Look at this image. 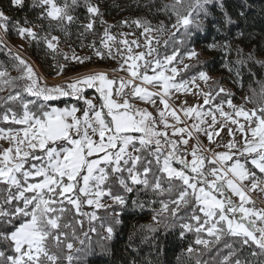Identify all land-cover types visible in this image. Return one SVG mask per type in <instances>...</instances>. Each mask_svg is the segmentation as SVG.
I'll use <instances>...</instances> for the list:
<instances>
[{"label":"snow or ice","instance_id":"snow-or-ice-1","mask_svg":"<svg viewBox=\"0 0 264 264\" xmlns=\"http://www.w3.org/2000/svg\"><path fill=\"white\" fill-rule=\"evenodd\" d=\"M81 4L89 21L82 27L92 31L94 18L101 15L92 0H0V50L8 57L0 61V93L7 92L0 96V124L8 125L0 127V141L8 145H0V264H79L81 257L72 253L92 250L90 233H97V223L107 234L103 239L111 241L129 207L151 210V223L140 225V231L179 228L181 240L195 234L177 256L178 264H264V208L250 195L264 196V78L250 67L264 70V58L258 59L254 51L245 55L229 36L205 46L223 54L221 67L241 88L242 69L248 68L252 95L246 94L244 101L257 106L247 109L245 103L233 102L234 94L220 80L209 84L208 61H201L202 52L195 47L194 36L204 31L212 15L210 6L223 12L224 25L234 23L225 0L162 3L156 11L170 25L163 20L155 26L144 19L132 22L143 30V46L138 39L120 40L123 48L110 45L116 38L106 27L101 44L107 58L117 60L115 69L89 67L91 57L60 48L56 33L70 37ZM11 33L53 61L47 74L20 54L23 43L13 51ZM241 36L237 32L234 39ZM133 45L148 50L135 52ZM89 47L105 59L95 42ZM233 54L236 59L229 60ZM79 67L86 71H74ZM110 71L128 76L110 78ZM49 75L59 82L50 84ZM87 89L98 96L90 97ZM177 93L202 96L203 105L220 100L205 110L180 100ZM62 98L77 103L54 106ZM231 125L245 133L242 147L235 139L223 142L222 130L235 135ZM201 135L227 151L205 146ZM101 209L103 215L98 214Z\"/></svg>","mask_w":264,"mask_h":264},{"label":"trees","instance_id":"trees-1","mask_svg":"<svg viewBox=\"0 0 264 264\" xmlns=\"http://www.w3.org/2000/svg\"><path fill=\"white\" fill-rule=\"evenodd\" d=\"M119 1H123V5L120 7L127 6L129 9L134 7L138 12L147 13L146 15L153 21H162L167 18L164 14L156 11V8L160 7L166 0H115L113 3L115 4ZM109 7L108 5L107 8ZM225 8L234 23L224 25L223 12L217 7L210 6L212 15L205 21L206 27L204 31L198 32L194 36L195 47L205 46L212 43L213 40L219 41L224 36H229L233 38V46L235 47L238 44L243 49L245 55L254 51L258 59L264 58V0H225ZM105 10V8L102 9L103 14ZM241 10L244 11V16H240ZM75 15L77 16V22L71 26L70 37L74 34L77 26H79V29L82 28L79 25V18H84L88 13L81 4L80 7L75 9ZM29 18L34 19V16L29 15ZM218 27L221 28L220 32L217 31ZM237 32L243 33V36L239 40L234 39ZM17 37L14 33H11L8 38L15 39ZM30 48L33 49L34 46ZM32 49L28 53L29 56L34 58L47 74L49 71L46 70L45 64L41 62L40 56L35 54ZM161 50L164 51V45L161 47ZM168 52L171 54V49H168ZM7 59L5 50H0V61H6ZM228 59L234 61L236 59L235 54L229 56ZM201 61H208L209 68L213 72H217L223 63V59L219 54L213 55L212 57L208 56ZM250 67L264 78V70H261L255 64H251ZM196 70L194 68L193 72ZM242 71L244 72L243 87L246 88L245 91L249 94L251 77L248 75L247 67L243 68ZM181 75L186 74L181 73ZM176 79L179 80L180 76H177ZM252 87H255L259 91V87L255 83L252 84ZM6 95L7 92L0 93V96ZM29 99L34 98L29 97ZM52 103L59 106L64 104L69 106L76 104L77 101L71 98H62ZM0 127H8V125L0 124ZM12 127L19 126L12 125ZM249 167L251 166L249 165ZM133 195L134 193L129 194V196ZM155 206L159 207V205ZM98 214L103 215L104 210H98ZM151 215L150 208H145L141 211L140 209H132L129 207L122 213V223L116 226V235L113 240L108 241L103 239L107 234H104L103 229L97 223V233H90L92 250L87 254L75 252L72 254L81 257L79 264H145V257L153 261V264H178L177 256L180 255L182 249H186L189 246L190 241H194L195 234L188 233L186 234L187 238L181 240L179 238V228L170 229L166 232L163 227H159L156 233L140 231V225L151 223ZM134 232L135 235H133ZM157 245L159 248L156 247ZM77 247H80V245H77ZM244 255H248V253L246 252ZM249 259L253 258L249 256ZM62 264H67V261H62ZM73 264H76V262L74 261ZM187 264H195V260L187 261Z\"/></svg>","mask_w":264,"mask_h":264},{"label":"rangeland","instance_id":"rangeland-1","mask_svg":"<svg viewBox=\"0 0 264 264\" xmlns=\"http://www.w3.org/2000/svg\"><path fill=\"white\" fill-rule=\"evenodd\" d=\"M115 0H92V3L96 4L99 9H100V13L101 15L99 17L94 18L95 23H94V27L92 31H88L85 32L84 28L82 27V25L87 24L88 21V15L85 16L84 18H79V25L82 27L79 29V26H77L74 30V34L65 39L63 37L62 34L60 33H56L57 35H59L61 37V44H60V48L64 51L67 52L69 55H71L72 50H75L76 55L81 56V57H91V63L89 64V67H93V66H98L100 68H108V69H115L118 68V63L117 60H113V59H108L107 58V50L104 49L102 47L101 44V40L103 39V33H104V29L106 27L109 28V33L114 36L116 39L115 41H109L110 45H114L115 47H120L123 48V45H120L118 42L120 40L123 39H127L129 42L134 40V39H138L139 43L143 46L145 45V41H144V36L141 35V32L143 31L142 29H138L136 27V25L134 23H132L134 20L137 19H144L149 21L152 25H158L161 21H153L148 15H146L147 13H142V12H138L136 11V9L133 7L131 9H129L127 6L126 7H120L121 5H123V1H119L117 3H113ZM172 0H166L165 3H171ZM108 5L110 6L109 8ZM120 7V8H117ZM105 8V12L104 14L102 13V9ZM101 19L105 22V23H101ZM123 21H127V24L122 23ZM166 24L171 23V21L168 20V17L165 18V20H163ZM111 26V27H109ZM83 33V36L81 37L80 34ZM124 34V35H122ZM130 34V35H129ZM100 38V39H99ZM164 39H167V36L164 37ZM98 40V41H97ZM8 42L10 44V46H13V51L16 50L15 46L16 45H20L23 42L19 39V37L15 38V39H9L8 38ZM93 42H95V46L97 48H100L101 51L105 52V59L101 60L99 57H97L94 54V49L89 47V45H92ZM163 41H161V44L158 46L160 52L162 53L163 50H161V47L163 46ZM206 46V45H205ZM205 46H196L197 51L202 52V55L200 56V59L203 60L204 58L212 57L213 55L215 56L216 54H219V56L223 59V54L219 53V52H209ZM135 52H139V51H145L147 52V46H144L142 48H136L135 45L132 46ZM32 48H30L26 43H23V51L20 53L26 60H28L29 63H31L33 65V67L37 68L38 71L40 72H45V70L42 68V66L39 65V63L37 61L34 60V58H32L31 56H29V52ZM171 49V48H169ZM33 52H35V54H38L41 58V62L43 64H45L46 70L49 71V69L47 68V65H50L53 61L48 58L47 60H45L44 58V53L41 51L40 53H37V50L35 49V47L32 49ZM183 51V50H181ZM170 54V53H169ZM62 60V57L60 58ZM119 59V57L117 58ZM146 59H151V57H146ZM185 63H192L194 64L195 61H189L187 59L184 60ZM137 63H142L141 61H138ZM175 63V61H174ZM222 65V64H221ZM124 67L126 68L127 65H124ZM182 67V65H181ZM74 71H86V69H84L83 67H79V68H75ZM16 73L13 71L11 72V75L14 76ZM210 75L212 77V80L209 81V84L212 83L213 80H220L221 84L223 85V87H225L228 91H230L231 93L234 94V100L233 102L237 105L241 104V103H245L244 101V97L245 95H249L251 96L252 93L250 92L248 94V92L245 91L246 88H241L239 84L234 83V76L233 74L229 73L226 69L222 68L220 66V69L217 72H210ZM120 76H124L127 77L128 73L127 72H109V77L110 78H119ZM60 78H57L56 80H53V78L51 76H48V82L51 83H57L59 82ZM200 83V87L203 88L204 84L203 82H199ZM152 90V89H150ZM197 89L195 87H192V91L195 92ZM87 94L90 97H96L98 96V93L95 92L94 89H87ZM245 91V92H244ZM6 93V92H4ZM177 96L180 97V100H187L189 105H203V97H193L192 95H186V94H180L177 93ZM223 95V94H222ZM173 99H175V97H173ZM220 100V97H217L216 100L212 101L211 105H203V108L205 110L209 109L210 107H213L216 103H218ZM177 103H179V101H177ZM56 107H66V104L59 106V105H55ZM141 107H145L146 105H143V103L141 102L140 104ZM257 105L253 104V103H245V107L247 109H252L254 107H256ZM150 107V106H148ZM161 108H163V105L160 106ZM225 110L227 109V105H224ZM79 114V113H78ZM182 119H186L183 117L182 113H180ZM209 122H210V118ZM219 119V117H218ZM240 120L241 123H244L243 118H238ZM194 121V117L192 119H187L186 123L187 124H191ZM162 127V126H161ZM231 127L234 129L235 135L233 136H229L227 134V130L224 129L221 131L220 135L223 137V142L227 143L230 140L235 139L236 141H239L238 147H242L243 143H244V138H245V133L240 132L239 130H237V126L236 125H231ZM210 130V129H209ZM248 138H251V134L250 132L247 133ZM201 141L203 142V144L205 146L208 147H212L214 148L217 152H223V151H227L226 148L223 147H216V144H209V141L207 139L206 136L201 135L200 136ZM214 141L219 142L220 141V137H213ZM194 141H190V143H192ZM0 145H3L4 147H8L7 143L5 141H0ZM204 155H210L208 152H204ZM188 159H191V157L189 156ZM40 178H37V180H39ZM252 198L255 200V203L257 205V207H261L264 208V196H260L257 193L253 192L251 193ZM234 199H238V198H234ZM260 202V204L258 203ZM86 211H91L92 209L90 208H85ZM149 221V220H148ZM151 221V219H150ZM104 231V230H103ZM104 234H106L104 232Z\"/></svg>","mask_w":264,"mask_h":264},{"label":"built area","instance_id":"built-area-1","mask_svg":"<svg viewBox=\"0 0 264 264\" xmlns=\"http://www.w3.org/2000/svg\"><path fill=\"white\" fill-rule=\"evenodd\" d=\"M251 195V194H250ZM260 204V202H258Z\"/></svg>","mask_w":264,"mask_h":264}]
</instances>
